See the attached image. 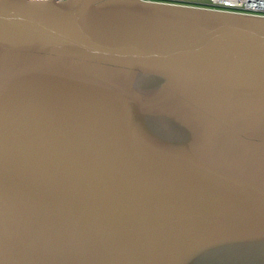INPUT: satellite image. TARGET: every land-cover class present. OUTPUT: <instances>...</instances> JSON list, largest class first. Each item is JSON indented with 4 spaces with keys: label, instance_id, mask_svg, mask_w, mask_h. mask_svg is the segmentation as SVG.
<instances>
[{
    "label": "water",
    "instance_id": "1",
    "mask_svg": "<svg viewBox=\"0 0 264 264\" xmlns=\"http://www.w3.org/2000/svg\"><path fill=\"white\" fill-rule=\"evenodd\" d=\"M0 264H264V17L0 0Z\"/></svg>",
    "mask_w": 264,
    "mask_h": 264
},
{
    "label": "built area",
    "instance_id": "2",
    "mask_svg": "<svg viewBox=\"0 0 264 264\" xmlns=\"http://www.w3.org/2000/svg\"><path fill=\"white\" fill-rule=\"evenodd\" d=\"M63 1V0H57ZM159 4L182 5L187 0H141ZM210 9L264 17V0H201Z\"/></svg>",
    "mask_w": 264,
    "mask_h": 264
},
{
    "label": "rangeland",
    "instance_id": "3",
    "mask_svg": "<svg viewBox=\"0 0 264 264\" xmlns=\"http://www.w3.org/2000/svg\"><path fill=\"white\" fill-rule=\"evenodd\" d=\"M187 2H189V5H203V4H201V3H203V1H201V0H187L185 3L187 4Z\"/></svg>",
    "mask_w": 264,
    "mask_h": 264
},
{
    "label": "trees",
    "instance_id": "4",
    "mask_svg": "<svg viewBox=\"0 0 264 264\" xmlns=\"http://www.w3.org/2000/svg\"><path fill=\"white\" fill-rule=\"evenodd\" d=\"M182 5H187V6H191V5H189V2H187V4L186 3H184V4H182ZM193 6V5H192ZM195 7H202V8H208L207 6H204V5H194Z\"/></svg>",
    "mask_w": 264,
    "mask_h": 264
}]
</instances>
